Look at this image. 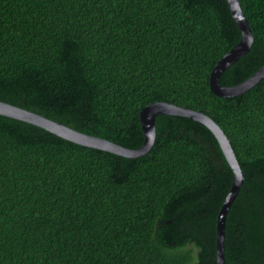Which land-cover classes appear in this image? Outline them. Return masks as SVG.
Wrapping results in <instances>:
<instances>
[{
	"label": "trees",
	"instance_id": "obj_1",
	"mask_svg": "<svg viewBox=\"0 0 264 264\" xmlns=\"http://www.w3.org/2000/svg\"><path fill=\"white\" fill-rule=\"evenodd\" d=\"M239 1L254 39L224 86L264 65V0ZM240 37L227 0H0V100L128 148L151 102L208 115L243 175L224 263L264 264V77L231 97L209 85ZM155 124L126 157L0 114V264H217L232 169L203 123Z\"/></svg>",
	"mask_w": 264,
	"mask_h": 264
},
{
	"label": "water",
	"instance_id": "obj_2",
	"mask_svg": "<svg viewBox=\"0 0 264 264\" xmlns=\"http://www.w3.org/2000/svg\"><path fill=\"white\" fill-rule=\"evenodd\" d=\"M232 17L241 31L239 41L226 52L213 66L210 76L209 85L212 92L221 97H231L243 93L254 86L260 79L264 77V65L254 71L245 80L230 86H224L219 83L220 74L232 63L241 58L248 52L253 43V33L251 31L249 22L242 9L239 0H227ZM171 114L186 116L193 120L203 123L209 128L216 137L221 150L233 172V181L229 192L227 193L224 201L217 214L216 223V263H224V225L227 211L234 200L240 185L243 180L242 171L235 153L230 145V142L220 128V126L208 115L198 110L181 107L167 101H155L145 105L139 112V121L143 132L144 140L141 146L137 148H128L117 144L108 139L94 136L91 134L83 133L73 129L59 121L52 120L36 112L27 110L17 105L7 103L0 100V114L22 120L41 128L46 129L64 139L85 145L102 149L108 152L119 154L126 157H136L145 154L152 147L156 136L155 119L157 114Z\"/></svg>",
	"mask_w": 264,
	"mask_h": 264
}]
</instances>
